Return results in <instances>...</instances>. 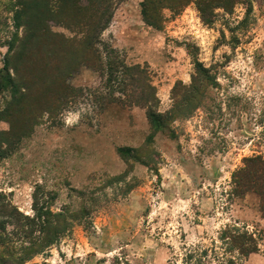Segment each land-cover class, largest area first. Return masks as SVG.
Here are the masks:
<instances>
[{"label":"rangeland","instance_id":"rangeland-1","mask_svg":"<svg viewBox=\"0 0 264 264\" xmlns=\"http://www.w3.org/2000/svg\"><path fill=\"white\" fill-rule=\"evenodd\" d=\"M177 3L148 4L157 23L150 25L146 0H121L102 35L128 64L149 66L161 112L172 107L178 82L191 83L195 61L209 70L214 86L192 117L173 123L176 138L155 133L145 107L101 110L86 96L46 114L0 157V192L23 212H33L40 190L53 193L54 211L88 213L26 264H227L219 238L226 225H245L260 237L259 196L233 194L231 182L245 157L264 154V0ZM13 4L0 0V68ZM55 23V31L76 36ZM103 82L87 66L71 79L93 91ZM0 127L11 124L1 120ZM262 238L249 257L232 254L234 264H264Z\"/></svg>","mask_w":264,"mask_h":264},{"label":"trees","instance_id":"trees-1","mask_svg":"<svg viewBox=\"0 0 264 264\" xmlns=\"http://www.w3.org/2000/svg\"><path fill=\"white\" fill-rule=\"evenodd\" d=\"M119 1L14 0L10 7L13 29L9 30L8 50L0 68L3 106L0 122L6 120L11 127L8 131L0 127V157L30 135L46 114L53 116L65 111L86 96L101 110L115 103L145 107L152 130L164 132L171 138L178 135L173 123L182 117H192L203 106L207 90L214 86V78L201 62L195 61L191 83L178 82L172 90V107L159 111L158 92L149 66L128 64L117 48L102 39ZM160 2L146 0V13L148 4ZM177 2L169 0L174 6ZM35 3L41 7L38 13L34 12ZM202 4L207 7V3ZM147 18L150 25L157 24L149 13ZM52 23L64 25L76 36L68 37L55 31ZM5 25L9 27L8 22ZM84 66L104 78L102 91L71 84V79ZM117 92L125 99L118 97ZM127 150L120 148V153L123 155ZM231 184L233 194L256 193L264 217V154L245 157L243 165L233 173ZM50 195L46 197L43 191H36L33 212L28 214L0 192V264H26L45 254L69 236L75 223L79 224L88 214L86 210L82 213L65 209L54 211ZM84 222L90 224L91 219ZM262 237L264 230L258 237L245 225H226L219 238L224 253L230 255L227 264H234L232 254L242 258L258 252Z\"/></svg>","mask_w":264,"mask_h":264}]
</instances>
